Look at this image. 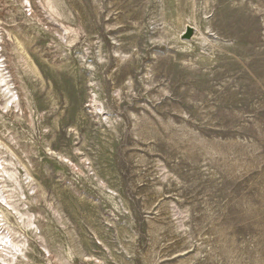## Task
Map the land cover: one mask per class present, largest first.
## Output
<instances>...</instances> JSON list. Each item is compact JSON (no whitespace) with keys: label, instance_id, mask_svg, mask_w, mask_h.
I'll use <instances>...</instances> for the list:
<instances>
[{"label":"rangeland","instance_id":"1","mask_svg":"<svg viewBox=\"0 0 264 264\" xmlns=\"http://www.w3.org/2000/svg\"><path fill=\"white\" fill-rule=\"evenodd\" d=\"M0 264H264V0H0Z\"/></svg>","mask_w":264,"mask_h":264},{"label":"water","instance_id":"2","mask_svg":"<svg viewBox=\"0 0 264 264\" xmlns=\"http://www.w3.org/2000/svg\"><path fill=\"white\" fill-rule=\"evenodd\" d=\"M194 34V29L192 27H187V30L183 36L184 39H191Z\"/></svg>","mask_w":264,"mask_h":264}]
</instances>
